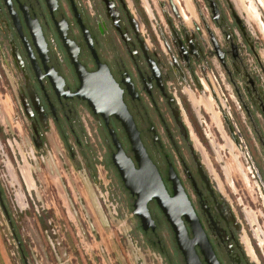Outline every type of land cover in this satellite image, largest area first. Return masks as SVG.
Listing matches in <instances>:
<instances>
[{
  "label": "flooded vegetation",
  "instance_id": "1",
  "mask_svg": "<svg viewBox=\"0 0 264 264\" xmlns=\"http://www.w3.org/2000/svg\"><path fill=\"white\" fill-rule=\"evenodd\" d=\"M0 83L28 196L55 165L157 264H264V0H0ZM115 96L170 217L156 199L134 214L120 168L141 165Z\"/></svg>",
  "mask_w": 264,
  "mask_h": 264
},
{
  "label": "rangeland",
  "instance_id": "2",
  "mask_svg": "<svg viewBox=\"0 0 264 264\" xmlns=\"http://www.w3.org/2000/svg\"><path fill=\"white\" fill-rule=\"evenodd\" d=\"M9 97L0 83V131L16 132ZM16 167L0 138V186L28 264H157L125 240L133 228L130 219L102 223L104 214L92 208L75 173L67 176L54 165L53 171H44L36 196H28ZM104 217L109 219L106 213ZM133 236L139 240L138 234ZM19 250L0 207V264H24Z\"/></svg>",
  "mask_w": 264,
  "mask_h": 264
},
{
  "label": "water",
  "instance_id": "3",
  "mask_svg": "<svg viewBox=\"0 0 264 264\" xmlns=\"http://www.w3.org/2000/svg\"><path fill=\"white\" fill-rule=\"evenodd\" d=\"M84 80L91 83L92 85H94L95 83V79L96 76L94 77H89L84 75L83 76ZM92 98V97H91ZM94 100V98H92ZM91 100V99H88ZM91 100V101H93ZM106 98L105 99H101V98H96L93 103H95L96 105H98V103H105ZM113 101V105L116 108V110L118 111V117L124 121L126 123V129H127V133L130 137V141L133 144L134 148H137V152H138V161L140 162L141 165V171L140 172H132L131 170H128L126 168L125 169H121L120 168V173L122 175V178L126 184V188L128 190L131 191V193L133 195H135L137 197L138 200V204H139V208H137V210H141L140 214L134 212V214L136 216H139L141 218V220L143 222H146L147 220H149V216L146 210V203L147 201H149L150 199H156L159 206L162 208L163 212L166 214V216L170 217V213L168 211L167 208V196L164 192L163 186L158 178L157 173L155 172V170L152 168L151 163L149 162V160L147 159L146 155L144 154V152H142L140 146L138 145V140H137V136L136 133L134 132L133 126L130 122V119L128 117V115L124 112V110L122 109V104L119 100V98H115L112 100ZM92 106V104H91ZM120 167V166H119ZM0 205L1 208L3 210L4 215L6 216V218L8 219L9 222V218L7 215V212L3 206V203L1 201V196H0ZM172 221V222H171ZM170 222L173 225V229L177 235V239L180 242L181 239V234H180V230L177 226H175L174 221L171 220ZM184 236V234H183ZM18 247L20 246L19 243H17ZM24 264H28L27 260L24 259Z\"/></svg>",
  "mask_w": 264,
  "mask_h": 264
},
{
  "label": "trees",
  "instance_id": "4",
  "mask_svg": "<svg viewBox=\"0 0 264 264\" xmlns=\"http://www.w3.org/2000/svg\"><path fill=\"white\" fill-rule=\"evenodd\" d=\"M14 232H15V236H14L15 241L21 245V242H20V240H19V237H18L17 232H16L15 230H14ZM19 251H20V250H19ZM21 258H22V261H24L23 257H21Z\"/></svg>",
  "mask_w": 264,
  "mask_h": 264
}]
</instances>
